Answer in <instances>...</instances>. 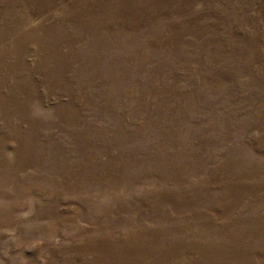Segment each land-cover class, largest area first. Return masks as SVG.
<instances>
[{
    "label": "rangeland",
    "instance_id": "374dc122",
    "mask_svg": "<svg viewBox=\"0 0 264 264\" xmlns=\"http://www.w3.org/2000/svg\"><path fill=\"white\" fill-rule=\"evenodd\" d=\"M0 264H264V0H0Z\"/></svg>",
    "mask_w": 264,
    "mask_h": 264
},
{
    "label": "trees",
    "instance_id": "16d2710c",
    "mask_svg": "<svg viewBox=\"0 0 264 264\" xmlns=\"http://www.w3.org/2000/svg\"><path fill=\"white\" fill-rule=\"evenodd\" d=\"M168 41V40H167ZM182 41V40H181ZM181 44V49H182V47H183V45L185 44V41H182L181 43H179V45ZM162 45H165V44H163L162 43ZM169 45V44H168ZM166 47H167V45H166ZM170 48H172V46H169ZM162 48H163V46H162ZM174 48H178V44H176V45H174V47L172 48V49H174Z\"/></svg>",
    "mask_w": 264,
    "mask_h": 264
}]
</instances>
